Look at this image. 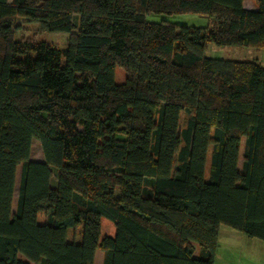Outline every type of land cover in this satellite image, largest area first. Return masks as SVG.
Instances as JSON below:
<instances>
[{
	"label": "trees",
	"instance_id": "16d2710c",
	"mask_svg": "<svg viewBox=\"0 0 264 264\" xmlns=\"http://www.w3.org/2000/svg\"><path fill=\"white\" fill-rule=\"evenodd\" d=\"M252 1L0 0V264H213L220 224L264 240V63L203 52L264 49ZM18 17L67 46L16 40Z\"/></svg>",
	"mask_w": 264,
	"mask_h": 264
},
{
	"label": "rangeland",
	"instance_id": "374dc122",
	"mask_svg": "<svg viewBox=\"0 0 264 264\" xmlns=\"http://www.w3.org/2000/svg\"><path fill=\"white\" fill-rule=\"evenodd\" d=\"M8 1V0H7ZM148 21H160L162 19L174 22L176 24L186 25V26H195L200 27L206 25L208 19L205 16L192 14V13H186V14H173V15H165V14H153L150 13L147 16H145ZM14 23V38L16 40L21 39H35V40H43L49 43L51 46H54L56 48L59 47V49L65 48L68 44V41L70 39V35L65 32L60 31H47L41 25L37 22H30L24 18L18 17L15 19ZM205 56L209 57H223L228 59H234V60H253L255 62L264 63V49H254L252 47H237V46H217L213 43H208L205 50L203 51ZM115 81L118 83H121L123 81V78H125L126 73L120 66L116 65L115 67ZM37 140H32L31 145V151H30V159L41 161L43 160L42 157V151L41 147L38 144ZM21 165H18L17 171H16V181L15 188H14V197H13V206H15L17 195L18 193V186H19V179H20V170ZM12 206V207H13ZM14 208V207H13ZM43 216L40 215L39 219L40 221L43 219ZM114 225L109 220L102 218L101 223V236L104 235H113L114 233ZM219 233L217 236V246L215 247V254L218 249L219 254L218 258L215 259L216 263H221L222 259H229L230 251L227 249L232 248L233 244H236L237 247V239L233 240L231 239L227 234L234 232L235 235L240 236L241 238H247L246 235H244L242 232H239L225 224H220L219 226ZM255 240H258L262 243H264V240H260L257 238H254ZM241 246L240 244H238ZM103 251L98 248L95 252V258H94V264H101L102 257H103ZM227 252V254H226ZM214 254V256H215ZM223 262V261H222ZM29 264H36L33 262H29Z\"/></svg>",
	"mask_w": 264,
	"mask_h": 264
},
{
	"label": "crops",
	"instance_id": "0c3cea01",
	"mask_svg": "<svg viewBox=\"0 0 264 264\" xmlns=\"http://www.w3.org/2000/svg\"><path fill=\"white\" fill-rule=\"evenodd\" d=\"M243 5L247 9H256V5L252 0H243ZM227 235L233 240L235 238L238 240L236 242L237 247L236 244H233V246H231L232 248L227 249L230 251V258L222 259L223 262L221 261V263L218 264H264V243L255 240V237L247 236V238H241L240 236L235 235L234 232H230ZM218 254L219 251L217 249L213 264L216 263L215 259L218 258Z\"/></svg>",
	"mask_w": 264,
	"mask_h": 264
}]
</instances>
